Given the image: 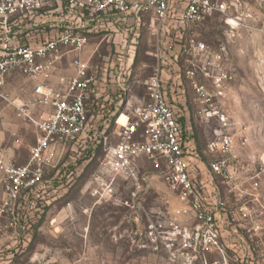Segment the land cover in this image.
I'll return each instance as SVG.
<instances>
[{
  "label": "built area",
  "instance_id": "1",
  "mask_svg": "<svg viewBox=\"0 0 264 264\" xmlns=\"http://www.w3.org/2000/svg\"><path fill=\"white\" fill-rule=\"evenodd\" d=\"M182 1L177 14V0H0V99H6L2 89L7 76L19 73L34 81L28 98L7 99L17 116L31 124L37 134L23 164L6 159L0 150V241L8 237L9 231L18 236L31 230L30 198L48 187L45 170L56 165L58 153L76 152L81 146L90 151L94 140L100 138L103 156L101 174L94 177L96 185H105V173L139 185L149 178L140 164L147 160L154 174L178 191L179 207L173 211L174 217L187 214L188 219L195 221L182 227L170 222L171 235H180L182 246L187 249V264L196 260L198 264H247L236 255L237 244L220 241V232L228 227L223 218L228 212L218 195L213 204L207 202L203 185L190 168L182 111L167 100L159 71L144 81L147 98L130 102L129 86L123 76L125 64L97 68L78 55L87 44V33H95L109 22L122 23L131 15L150 12L160 24L177 19L187 29L215 12L228 15L242 7L240 0ZM64 11L75 18L67 26L63 24ZM52 13H58L59 18L49 20ZM220 50L225 52L223 47ZM69 52H76L71 60L72 74L58 76V87L51 85L49 79L57 63ZM181 56L185 58L182 72L193 82L204 105L203 117L215 116L220 123L215 139L207 143L214 158L208 171H229L236 158L235 143L228 117L217 104L226 97L234 73L222 64L225 55H211L208 46L194 36L179 41ZM98 69L103 71L99 79ZM197 73L209 79V89L196 84ZM99 84L111 86L112 92H99ZM107 104L114 107L104 115L101 110ZM121 116L125 117L123 123L119 122ZM111 117L119 138L115 144L109 143L111 131L107 132ZM241 142L244 144L247 139L242 137ZM23 192L26 195H21ZM226 249L233 254H227ZM206 253H215L218 258L208 261L198 256Z\"/></svg>",
  "mask_w": 264,
  "mask_h": 264
},
{
  "label": "rangeland",
  "instance_id": "2",
  "mask_svg": "<svg viewBox=\"0 0 264 264\" xmlns=\"http://www.w3.org/2000/svg\"><path fill=\"white\" fill-rule=\"evenodd\" d=\"M244 1L251 7L252 16L243 11L245 14L233 22L226 21L227 15L215 12L192 29L201 33L209 50L224 48L222 64L234 73L228 95L218 106L230 122L236 158L229 171L209 173L228 212L223 217L228 227L220 232V241L237 244L236 255L247 264H264V10L262 0ZM59 16L52 13L48 19ZM62 18L65 26L75 21L66 11ZM151 18L150 13L143 15L138 36L135 27L127 30L122 50L115 51L117 41L104 26L87 33L88 41L81 51V58H88L90 51L96 49L88 59L92 67L107 69L125 64L123 76L129 86L128 96L134 91L144 100V81L148 77L155 71L160 74L161 69L163 80L172 74L170 58H164V67L159 54H153L162 40L159 33L151 35ZM131 26L134 25L128 23L126 27ZM75 54L67 53L69 60ZM176 59L182 72L185 58ZM102 73L98 69L96 77H103ZM199 81L205 82L201 78ZM29 87L26 77L14 73L2 89L6 99H0V147L8 152L13 149L17 164L25 163L37 134L31 124L17 116L9 100L26 97ZM200 123L192 122L196 140L200 138L205 143L215 139L212 132L219 127L218 122ZM109 128V143L115 144L119 138L114 127ZM242 137L247 139L244 144ZM99 140L96 138L94 144ZM82 147L76 152H59L56 165L45 170L48 187L30 198L34 227L18 236L9 231L8 237L0 241V264H187V249L182 246L180 235H171L170 222L182 227L195 221L188 219L187 214L174 217L173 211L179 207L178 191L155 175L147 160L140 164L149 178L139 185L105 173V185L98 186L94 177L101 174L103 152L92 155ZM226 252L233 254L229 249ZM198 256L208 261L218 258L215 253ZM198 263L196 260L193 264Z\"/></svg>",
  "mask_w": 264,
  "mask_h": 264
},
{
  "label": "crops",
  "instance_id": "3",
  "mask_svg": "<svg viewBox=\"0 0 264 264\" xmlns=\"http://www.w3.org/2000/svg\"><path fill=\"white\" fill-rule=\"evenodd\" d=\"M240 1L242 3V7H240L237 12H233L227 15L228 19L233 22L234 20H239L240 17H242L243 14H245L243 13V11H245L247 15L252 16V14L249 12L251 9V7H249V4L245 2L244 0H240ZM262 1H263L262 8L264 10V0ZM182 4H183L182 0H177L176 8H175L177 14L181 10ZM145 13H150V12H142L138 17L131 15L127 17L124 22L122 23L118 22V23H115V25H111L112 23L110 22L105 24L107 27L105 30L108 32H111L110 36L113 37V41H117L116 43L118 45H115V48H114L116 52L119 51V49L122 50L124 48V44L126 43L125 42L126 37H128L127 35L128 29L131 30L135 27L136 28L135 35L138 36L137 34L138 28L139 26L144 24L142 17ZM128 23L129 24L131 23L134 26L127 28L126 26H128ZM148 25H149V30H150L151 35H156L157 33H159L161 36V40H162L161 46L160 47L157 46L156 49L154 50V53H153L154 56H157L159 54V56L162 58L161 59L162 66L164 67L166 65L164 63V58L165 57L170 58L168 63L170 65L169 70H172V74L171 73H170L171 75L169 74L168 80L162 79L161 73L163 69H161L160 71L161 72L160 78L164 85L165 96L171 104H173L175 107L179 108L182 111L183 116L181 118V122H182V125L187 130V151L189 152L188 161L190 164V168L193 174L198 178V180L203 185V191L206 196L207 202H209L210 204H213L217 197V194H216L217 187L212 182L211 174H209V171H208L209 164L211 162V160H209V157H213V155L207 148L208 141L204 143L202 140L200 141V138L199 140H196L195 134L192 130V122H194L195 125H197V121H200L201 123L206 124L209 121L214 120L218 122L219 127H220V123L218 121V118L215 116H212L211 118H207V119L203 117L201 110L204 107V105L200 102L196 94V90L193 85V82L190 79L186 78L183 72L179 71V66L176 63V60H177L176 58L179 57V41H181V38L186 37V36L187 38L189 36H194V38L197 39L198 41H202L201 33H198L195 30H193L192 29L193 26L187 27V29H185L180 24V22H178L177 19L169 20L165 24H160L156 22L154 18L152 17L149 20ZM95 51L96 49L90 51V55L88 56V58H83V56L82 58L88 60L91 54H93ZM209 53L211 55H213L214 53H219L220 55L226 54V52H223L220 50V46L218 49L209 50ZM78 55L81 57V51ZM69 57L70 56L66 54L57 63L56 70L51 76V78L49 79V83L51 85L58 87V81H57L58 76L60 75L68 76L72 74L73 70L71 67V60L74 57V55H72L71 60H69ZM171 57H173V59ZM68 70L71 72V74H67ZM181 73L183 74L182 76H181ZM9 76H7L6 81L9 78ZM199 78L203 79L205 82L201 83L199 81ZM28 80L30 81V87L27 92V96L22 99H18V100L26 99L31 95L32 86L35 82L30 79ZM195 80H196L197 85H202L205 88L209 89V85H210L209 79L205 77L204 75H202L201 73L196 74ZM99 85L100 86L98 87V90L101 93L104 90H106L105 92H108L109 88L111 89V86H107L104 84H99ZM228 92H229V89L226 92V95H228ZM140 98L141 97L138 94L134 93V91H132V93L129 95L130 102H135ZM223 100L224 98L221 99L217 105L221 104ZM218 128H216L212 132L213 136L215 135V131ZM0 150L2 151L6 159H11L14 161L17 160V156L15 155L14 153L15 151L13 149H12V152H8L0 147ZM213 159L214 158H212V160Z\"/></svg>",
  "mask_w": 264,
  "mask_h": 264
},
{
  "label": "trees",
  "instance_id": "4",
  "mask_svg": "<svg viewBox=\"0 0 264 264\" xmlns=\"http://www.w3.org/2000/svg\"><path fill=\"white\" fill-rule=\"evenodd\" d=\"M112 97L115 98V97H116V94H112ZM116 99H118V98L116 97ZM113 107H114L113 104H107V105L105 106V108H103V109L101 110V112L104 113V115H105V114H109V113L112 111ZM112 121H113V118L111 117V118L109 119V125H108V128H107V132H109V129H110L109 127H111V125H112ZM99 151L102 152L101 141L98 142L97 144H95L94 148H92V150H90V153L93 155L95 152H99ZM89 156H90V155H89ZM31 227H34V225L31 226Z\"/></svg>",
  "mask_w": 264,
  "mask_h": 264
},
{
  "label": "bare ground",
  "instance_id": "5",
  "mask_svg": "<svg viewBox=\"0 0 264 264\" xmlns=\"http://www.w3.org/2000/svg\"><path fill=\"white\" fill-rule=\"evenodd\" d=\"M125 121V117L124 116H121L120 119H119V122H124Z\"/></svg>",
  "mask_w": 264,
  "mask_h": 264
}]
</instances>
